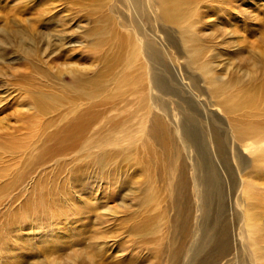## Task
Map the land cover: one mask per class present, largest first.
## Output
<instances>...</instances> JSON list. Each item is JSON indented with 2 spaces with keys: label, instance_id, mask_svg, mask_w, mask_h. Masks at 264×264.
Listing matches in <instances>:
<instances>
[{
  "label": "rangeland",
  "instance_id": "1",
  "mask_svg": "<svg viewBox=\"0 0 264 264\" xmlns=\"http://www.w3.org/2000/svg\"><path fill=\"white\" fill-rule=\"evenodd\" d=\"M24 1L29 0L3 2L0 36L6 28L22 29L12 22L14 15L21 20L40 18L32 15L36 12L35 8L30 10L33 2L26 7L27 14L21 13ZM220 2L209 3V17H200L196 25L170 26L162 24L159 14L149 9L146 15L133 11L129 0H39L40 6H57L58 16L50 27L58 33L77 30L72 37L80 45L70 47L76 52L73 59L69 60V48L65 57L53 62L48 70L39 69L35 62L29 64L13 47H5L6 60L0 65L5 78L0 79V92L8 91L10 109L0 116V128H20L10 116L12 110L25 108L20 102L25 98V89L46 91L51 86L61 92L74 82L69 70H96L102 77L99 87H107L92 104L86 102L87 106H100L96 127L106 132L113 124L134 118L128 125L132 129L126 142H116L110 134L101 136L114 145L101 149L108 156L121 147L130 149L128 163L121 171H126L131 184L121 192V196L129 195L121 202L119 189L105 182L100 184L98 171L92 168L86 174L90 187L79 194L82 188L71 183V160L69 164L49 160L40 165L35 158L44 147L47 151L55 149L56 143L35 134L39 133V125L44 127L53 116L56 118L54 111L42 118L38 127L36 124L24 133L5 136L0 131V264H256L248 247L242 213L252 204L245 195V184L251 172L264 171V157L259 144L239 142L234 133V126L245 121L251 110L228 108L241 94L264 82V0H233L231 10L222 9ZM32 24L41 34H55L46 25ZM89 32L91 36H87ZM128 41L137 44V55L130 67L123 63L125 56H131ZM148 42L158 52L153 59L145 46ZM33 46L40 53L44 48L37 43ZM52 50L58 51V47ZM204 67L211 75L202 72ZM30 70L35 74H29ZM41 71L49 73V82L42 81V75L36 76ZM87 74L93 76L91 71ZM59 75L65 86H54L53 78ZM5 82L15 87H6ZM16 90L23 92V97L19 98ZM120 94L127 98L109 99ZM260 98L257 108L261 115L256 121H264V96ZM143 105L147 115L140 111ZM141 118L145 122L139 127ZM154 119H159L165 131L160 132ZM56 127H49L45 134ZM30 138H34L30 144L36 145L32 158L7 149L9 145L25 147ZM89 155H80V160ZM208 171L217 174L219 194L213 196L207 211L203 182ZM58 191L71 200L59 203L56 210L71 209L66 218L46 219L56 214L52 210L44 219L42 214L38 220L19 223L18 213H26L38 198ZM145 199L140 220H149L148 229L135 235L140 220L135 226L127 217ZM179 223L188 224L184 236L176 230ZM19 225L26 229L16 230ZM204 229L210 235L207 245L196 252Z\"/></svg>",
  "mask_w": 264,
  "mask_h": 264
},
{
  "label": "bare ground",
  "instance_id": "2",
  "mask_svg": "<svg viewBox=\"0 0 264 264\" xmlns=\"http://www.w3.org/2000/svg\"><path fill=\"white\" fill-rule=\"evenodd\" d=\"M99 1L103 2L106 0H99ZM220 1L221 2L219 4L221 5L222 9L227 7V9L231 10L234 6L233 0H220ZM3 2H5V0H0V11L3 7ZM30 2L34 3L33 5H31L30 10H32L33 8H35L36 10V12L32 15H36L40 18L38 19L36 18V20L32 21L30 19L21 20L19 17H16L15 15L13 16L12 22L17 26H22V29L12 31L10 28H6L5 30H2L3 35L0 36L1 38L0 65L3 64L6 60L7 52L5 47L10 46L13 47L18 54L22 55L23 59L25 61H28L29 64L35 62V65L38 66L39 69L45 67V70H48L49 66H51L53 62L57 60H61L65 57V55L69 52L67 49H69L70 47H76L80 45V42L78 41L73 42L72 36L76 35L77 30L71 29L66 32L58 33L55 27H50L52 26L51 23L54 22V20L58 16V13H56L57 6L52 4L49 5L46 4V6H40L39 0H29L27 2L25 1L21 2V4L22 3L24 4V6L22 7H25L24 8L25 10L22 9L21 11L22 14H27L26 11L29 8L26 7L27 6L29 7ZM129 2L133 11L139 13L140 15H146V9L151 10L153 13L155 12L156 14H159L160 21L162 24L170 25V26H182V25L193 26L196 25L197 19H199L200 17L202 16L203 18L209 17L208 15L211 13L210 11H212L209 3H213V0H145V1L129 0ZM7 3L8 2L6 1V4ZM32 22L35 23L38 22L43 26L46 25L48 26V28L50 27V32H54L55 34L54 35L41 34L40 32L37 31L38 28H35L33 26ZM76 28L79 30L81 29L80 26H76ZM91 35L92 33L89 32L87 36H91ZM100 35L102 34L100 33ZM42 36H44L45 38H43ZM195 39L196 37L192 38V40ZM53 42H55V44L52 45ZM27 43H29L28 46H26ZM34 43L42 44L44 46L41 53L37 50L38 49L37 47L33 46ZM93 45L95 44L93 43ZM55 46L58 47V51L52 50V47ZM145 46L148 50H150L151 55L149 56L152 57V59L158 56V52L154 49V46L151 43L148 42L146 43ZM129 47L130 49L129 48L127 49H129L131 56L129 57L125 56L127 58H125V60L123 61V63H127V66H129V64L135 60L137 55V44H131L130 42ZM70 49L72 54L69 56V60L71 59V57L73 59V57H75L76 55V52H74L72 48ZM127 54H129V52ZM87 71H91L93 73V76L88 77ZM202 72H204L206 75H211V71L206 70L205 67L202 68ZM29 74H35V73L33 72V70H30ZM68 74L71 75L74 82L70 84V87H68L69 89H62V91L60 90L61 92L54 91L55 89H53L51 86H48V90L42 91L40 88H35V87L32 88L28 84L27 85L31 87L29 91H27L26 89L25 90L17 89L20 91L23 90L25 91V98H21V96L24 93L16 90L17 94L20 95L19 98H21L22 100L20 101L21 105L24 106L25 108L23 109V111L15 110V109L12 110L11 112L12 114L10 117L13 118L16 124H20L21 126L20 128H15L14 126L12 127L9 125L7 127L2 126V128H0V131H3L1 135L12 136L19 132H23V130L29 131V129H31V127L35 126L36 124L38 127V123L41 121L42 118L50 116L52 115V113L54 114L55 112L56 118H54L53 116L49 121H47V123H44V127L43 125L41 127L39 125V130H38L39 133L35 135L37 136L39 134L40 136L45 135L47 141L52 140L56 143L55 144L56 147L51 151H47L46 148L44 147L40 155H38L35 159H38V162L41 161L40 165H42L43 162L45 161L48 162L49 160L50 161L53 160L57 164L59 163L61 164L63 162H68L69 164V161L71 160L69 164L70 169L72 171L71 183L74 184L77 183L78 186H76V188L77 187L82 188V191L79 192V194L85 193V191H87L88 188L90 187L88 182L90 180H88L87 178L88 176H86V174H88L87 172L90 171L92 168H95V171H98V175H99L98 181L101 182L100 184H102V182H105L110 186L117 187L119 189L118 199H120L122 202L123 199L126 200V198L129 197L128 194H124L121 196V192L123 193L126 192V190L124 189L125 186H128L130 183V178H128L126 171H121V170L128 163L131 154L130 149L128 147H121L118 148V151L116 152L113 150L110 153V155L112 156H108L107 153L102 152L101 149L107 150L112 148L114 145L110 146L108 140L105 139L106 137L103 138L101 136L102 134H108V136L110 134V136L114 137L113 139L116 142L118 141L126 142L127 140H129L131 136V129H132L131 127L132 125L131 126L128 125L132 123L134 118L129 117L128 119H124L121 122H117L113 124L112 128L106 132L102 131L101 129H98L96 127V122L99 120V116H101L98 110V107L100 106L99 104L95 106L93 105L87 106L86 102H91L92 104V102L97 100L99 95L102 94L101 92L103 90H107L106 89L107 87H102V88L99 87L100 78H102L101 73H98L96 72V70H93L91 68L89 70L87 68H83L80 70L79 69L69 70ZM40 75H42L40 79L45 82L48 79L49 73L47 71L46 72L41 71L36 76H40ZM60 76L61 75L56 77L54 76L53 78L56 80V82L54 83V86L56 87L65 86V84L62 83ZM3 78H5L4 73L0 69V79ZM50 78L52 77L50 76ZM7 85L8 82L7 83L5 82L6 87ZM8 86H12V88L15 87V85H8ZM160 87L162 88V85ZM7 92H8L7 90L0 92V116L10 109V107L7 106V104L10 102L8 98L9 96L6 95L8 94ZM55 92H58L59 94L57 95L55 94ZM259 95L264 96V82H262L260 85L256 86L255 88L249 89L243 94H241L239 96V99L237 98L238 100L234 103V105L230 106V108L228 109L231 111H236V108L248 107V109L251 110V112L247 114L245 121L242 120L243 122L234 126V133L236 139L239 142H251L254 144H259L260 145L259 150H261V156L264 157V144H263L264 121L255 120L258 119L261 115L258 111L260 109L257 108L259 100L262 99L260 98ZM122 98L126 99L127 96L125 94H120L119 96L109 97V99H117L119 101ZM139 108H142L140 109V111L142 110L144 112L147 107H144L143 105ZM145 114L147 115V113ZM144 122L145 119L141 118L139 127L144 125ZM154 124L158 129H160V132L165 131L164 125H162V123L159 122V119L158 120L154 119ZM56 125L59 126L56 127ZM49 127L51 128L56 127V129L51 133L45 134L46 130ZM13 137L15 138V136ZM8 138H6V141ZM1 139L3 140V138ZM33 139L30 138V141H28L25 147L15 148L13 145H9L10 148L7 149L11 150L12 154H20V156H22L23 158H32L33 157L32 154H34L33 152L36 149V145L34 147L33 144L32 145L30 144ZM14 148L16 149V151L13 153ZM94 152H96V154L92 156V153ZM84 153L91 155L85 158V160H80V155ZM257 170L258 169H256V171H253V173L251 172L252 175L249 176V179H247L249 181L247 182V184H245L247 186L246 189L248 190L246 191L245 195L249 201L250 200L252 201V204H249V207H247L243 211L242 217H243V223L245 229L248 234V247L252 251V256L254 257L255 263L264 264V171L263 170L257 171ZM207 173L208 175L203 182V186H204L203 191H204V199H205L204 205L206 206L205 210H207L208 207H210L213 204L214 202L213 196L215 194L216 196H218L217 194H219L217 174L215 173V171H208ZM65 186H67V184ZM62 189L65 190V188ZM184 189L185 186L183 184L181 190L183 191ZM61 194H62L61 191H58L56 193L49 192L45 196H41V198H38L26 213L24 212L18 213L19 218L21 219L20 220L21 222L19 223L25 224L27 223V220L28 221L38 220L42 214L43 215L41 217L44 219L48 216V213L50 214L52 210H55L56 212L59 203L63 205L71 201L69 200V197H65L66 195L63 196L64 194L60 196ZM147 195L151 199L152 196L151 193H150L151 196L149 194ZM125 200L122 203L123 205H125ZM145 202L146 199L144 202H139L136 212H133L131 215H128L127 217V219L130 222H134L135 226H136V222H138V220H140V218L143 217L142 209L143 207L146 206ZM62 205L61 207H63ZM61 209L62 208H60V210ZM73 211L74 214H77V211L75 210ZM70 213H72L71 209L70 210L65 209V211L63 212L60 211L58 213L56 212V214H52L53 217H47L46 219L55 220L57 219L56 217L66 218ZM79 217L80 216H78V218ZM148 221L149 220L142 219L138 222L137 228L134 229L135 235H140V233L148 229ZM25 229L26 227L19 225L16 230L23 231ZM29 229L32 230V227L29 226ZM176 230L180 235L184 236L188 233V224L179 223L176 227ZM207 230L208 229H204L202 231V239L200 240L199 238L200 244L196 252L203 251V249L207 245L208 242L207 240L209 239L210 236L206 232ZM94 234L92 236H95ZM6 236H8V234H6ZM98 236L95 237L97 239L101 238L100 235ZM0 240L2 241L1 238ZM224 242L226 244L224 250H227L228 249L227 241ZM107 247L109 250L110 247L109 246ZM178 250H175V254H177ZM201 264L203 263L201 262Z\"/></svg>",
  "mask_w": 264,
  "mask_h": 264
}]
</instances>
